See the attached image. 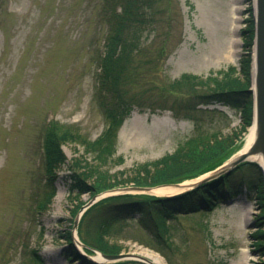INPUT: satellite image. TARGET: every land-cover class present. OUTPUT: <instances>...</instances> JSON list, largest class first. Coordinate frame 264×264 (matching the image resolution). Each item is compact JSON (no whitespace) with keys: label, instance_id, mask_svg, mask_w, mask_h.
Here are the masks:
<instances>
[{"label":"rangeland","instance_id":"374dc122","mask_svg":"<svg viewBox=\"0 0 264 264\" xmlns=\"http://www.w3.org/2000/svg\"><path fill=\"white\" fill-rule=\"evenodd\" d=\"M252 1L161 0L166 12L146 37L147 47L157 46L164 37L161 20L169 13L168 54L161 64L162 73L155 72L156 84L167 81L164 75L171 80L183 74L207 79L209 75L221 77L219 71L228 66L239 68L247 51L243 43L248 31L242 37V30L252 26ZM99 3L0 0V264H18L31 249H37L47 264H78L75 258L68 260L63 249L68 247L66 235L72 229L73 211L90 195L68 193L72 180L68 174L85 166V158L97 162L81 140L62 145L67 160L57 170L49 204L37 214L32 206L43 189L40 139L44 124L55 120L86 140L95 139L105 125L94 99V59L106 32L97 14ZM192 115L193 120L176 117L170 110L140 112L134 108L119 128L114 155L104 167L110 178L99 182L112 189L135 185H120V180L135 176L138 166L174 153L191 136L217 132L237 146L248 130L238 109L219 102L202 104ZM222 175L217 170L203 177L216 180ZM214 188L210 191L215 192ZM182 190L158 188L151 193ZM255 193L254 188L246 192L241 184V193L232 201L177 215L168 224L173 254L165 256L133 240L131 236L140 233L134 221L120 226L125 237L104 238L108 243L105 253L140 255L154 264H264V247L257 249L253 243L257 241L254 231L261 228L264 232V223H260L264 208ZM258 241L264 246V235Z\"/></svg>","mask_w":264,"mask_h":264},{"label":"trees","instance_id":"16d2710c","mask_svg":"<svg viewBox=\"0 0 264 264\" xmlns=\"http://www.w3.org/2000/svg\"><path fill=\"white\" fill-rule=\"evenodd\" d=\"M160 1L100 0L97 14L101 18L100 23L106 26V32L94 59L96 64L94 99L104 116L105 127L94 140H86L55 120L45 124L41 139L44 179L42 194L36 201L37 212L44 209L54 195L57 170L67 160L61 145L67 141L81 140L86 153L92 154L97 161L92 163L85 158V166H80L68 174L69 178H72L69 193H75L74 195L88 193L91 196L112 187L99 181L110 176L104 167L114 155L118 130L134 106L150 111L169 109L175 116L193 118L192 114L198 109L197 105L214 100L237 108L240 111L242 125L249 127L252 26L243 31V33L248 31L243 43L247 51L242 54L238 69L228 66L225 70L219 71L221 77L209 75L207 79L183 74L181 78L171 80L164 75L167 81L156 84L154 75L155 72L162 73L161 64L168 54L165 42L171 33L172 22L170 14H166V18L161 20L164 37L157 46H146L148 33L156 29L166 12V8L160 6ZM219 135L213 132L205 136H191L178 146L174 153L152 160L151 166L150 164L138 166L136 175L129 180L121 179L120 185L131 183L151 186L174 183L213 169L238 146L232 141L229 142L228 138L221 139ZM214 144H221L222 147L216 148ZM183 150L185 151L179 154ZM231 175L236 176L237 180L232 181ZM88 181H91L90 185ZM241 184L246 185L248 189L254 188L257 200L264 208L262 174L255 163L243 162L214 181L203 182L191 190L171 197L123 194L101 199L83 213L78 234L83 244L91 245L90 247L105 253L108 252L106 248L108 243L104 238L123 234L120 226L134 221L140 233L132 235L131 238L167 256V252L172 254L175 252L168 240L167 220L175 218L177 214L204 211L225 202L240 192ZM216 186L218 189L214 188ZM210 188H214L215 192H211ZM83 203L82 201L76 206L74 214ZM262 231L261 228H257L253 236L259 239L264 235ZM66 240L68 247L64 249V254L68 260L75 258L79 264H98L77 250L72 243L70 230L67 232ZM254 245L258 249L264 247L258 240ZM84 250L86 253H92L88 247ZM27 256L18 264H45L36 249H31ZM108 264L141 263L123 260Z\"/></svg>","mask_w":264,"mask_h":264},{"label":"water","instance_id":"95a60500","mask_svg":"<svg viewBox=\"0 0 264 264\" xmlns=\"http://www.w3.org/2000/svg\"><path fill=\"white\" fill-rule=\"evenodd\" d=\"M253 21H254V40H253V61L251 67V93L253 95V121L251 127L254 131V138L250 144L244 149V143L242 147L233 152L230 156L224 159L219 165L205 171L195 177L190 179L183 180L179 183H163L154 186H123L118 188L109 189L102 191L93 195L81 208L74 217L73 221V239L77 242V226L79 219L83 212L92 206L94 203L98 202L104 197L109 195H117L124 193H142L153 196H173L183 192L188 191L189 189L194 188L202 182H205L208 177H203L212 171H217L219 173H226L230 169L237 166L239 163L244 161H257V157H261L264 165V0H254L253 4ZM264 174V166L259 164ZM203 177V178H202ZM187 183V184H186ZM192 183V184H189ZM189 184V185H188ZM158 188L164 190L178 189V191L173 194H157L151 193V190ZM97 256L102 261H116L123 258L137 259L141 260L147 264H154L152 261L148 260L145 257L135 255V254H104L99 251H96Z\"/></svg>","mask_w":264,"mask_h":264},{"label":"bare ground","instance_id":"6f19581e","mask_svg":"<svg viewBox=\"0 0 264 264\" xmlns=\"http://www.w3.org/2000/svg\"><path fill=\"white\" fill-rule=\"evenodd\" d=\"M252 28H254V23L252 24ZM254 33H255V32H254ZM252 38H254V37L252 36ZM253 138H254V131H253V128L251 127L250 130H249V132H248V134L246 135V138H245V143H244V146H243L244 149L250 144V142L253 140ZM255 159H257V161H258L262 166H264V165H263V160L261 159V157H257V158H255ZM92 258H93L94 260L98 261V262H102V260H100V259L98 258V256H96V255H92ZM154 259H155V261H156V260H158V257L156 256V258H154ZM153 261H154V260H153Z\"/></svg>","mask_w":264,"mask_h":264}]
</instances>
